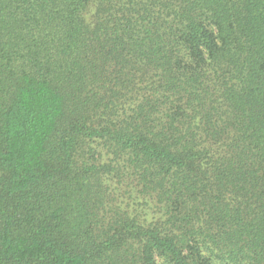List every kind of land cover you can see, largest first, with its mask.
Instances as JSON below:
<instances>
[{
    "label": "trees",
    "instance_id": "16d2710c",
    "mask_svg": "<svg viewBox=\"0 0 264 264\" xmlns=\"http://www.w3.org/2000/svg\"><path fill=\"white\" fill-rule=\"evenodd\" d=\"M0 264H264V0H0Z\"/></svg>",
    "mask_w": 264,
    "mask_h": 264
}]
</instances>
